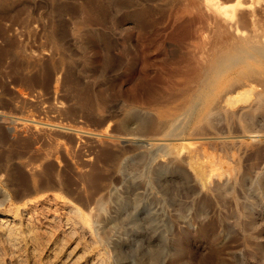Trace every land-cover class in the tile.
<instances>
[{
  "label": "rangeland",
  "instance_id": "obj_1",
  "mask_svg": "<svg viewBox=\"0 0 264 264\" xmlns=\"http://www.w3.org/2000/svg\"><path fill=\"white\" fill-rule=\"evenodd\" d=\"M237 3L0 0V264H264V252L148 257L115 253L110 243L108 136L123 128L112 124L115 81L134 60L137 75L198 74L230 44L217 14ZM263 3L252 7L264 15ZM145 24L153 26L150 48L138 40ZM116 87L121 99L127 86Z\"/></svg>",
  "mask_w": 264,
  "mask_h": 264
},
{
  "label": "bare ground",
  "instance_id": "obj_2",
  "mask_svg": "<svg viewBox=\"0 0 264 264\" xmlns=\"http://www.w3.org/2000/svg\"><path fill=\"white\" fill-rule=\"evenodd\" d=\"M237 2L217 14L234 35L230 44L198 74L174 76L175 66L174 75L159 68L137 75L134 60L131 72L114 80L112 124H123L108 136L115 253L264 252V15L253 0ZM145 25L140 48L153 39V26ZM118 83L127 86L121 99Z\"/></svg>",
  "mask_w": 264,
  "mask_h": 264
}]
</instances>
